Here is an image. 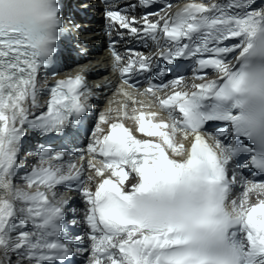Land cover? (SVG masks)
Segmentation results:
<instances>
[{
  "label": "snow or ice",
  "instance_id": "1",
  "mask_svg": "<svg viewBox=\"0 0 264 264\" xmlns=\"http://www.w3.org/2000/svg\"><path fill=\"white\" fill-rule=\"evenodd\" d=\"M253 3L189 0L171 15L146 13L139 24L106 9L110 37L115 29L120 41L148 38L159 47L155 57L130 49L124 57L110 41L124 84L150 76L143 94L159 111L124 91L125 102L99 115L74 160L63 148L42 146L25 171L24 139L71 136L95 93L88 68L64 78L51 68L63 34L60 0H0V264L13 256L57 264L83 244L64 235L71 201L57 188L70 185L86 206L89 264H264V179L242 175H264V7ZM179 59L195 63L201 82L152 83ZM208 70L216 77L206 78ZM169 88L163 97L154 91ZM212 122L226 127L207 132ZM85 168L94 190L85 186Z\"/></svg>",
  "mask_w": 264,
  "mask_h": 264
},
{
  "label": "bare ground",
  "instance_id": "2",
  "mask_svg": "<svg viewBox=\"0 0 264 264\" xmlns=\"http://www.w3.org/2000/svg\"><path fill=\"white\" fill-rule=\"evenodd\" d=\"M72 4H74L77 8V11H74V12L75 13L79 12L78 14H76L77 15V21H75V23L66 22L64 24L69 29H72L73 24H75L78 27V30L74 29L72 31L73 32L72 34H74V36H75L74 39L76 42L66 43V46H73V48L66 47V49H67V52H69L71 49H74L77 52H79V49L82 48L87 55H86V58L82 59V61L78 64V66H76L75 68H73L70 71L79 72L81 69H83L85 67L89 69L87 74L88 73H90V74H88V75L86 74L87 83L93 89V92L95 93V95L90 100V103L92 104V109L86 115V117L88 119H90L91 116L95 112H97V110L100 109L101 111L97 113L98 118H99V115L101 113H107V109H109L110 107L113 109L119 108L120 104L125 102L126 97L124 95L120 94L118 89L112 88V86L114 85V77H113L112 73H108V71L106 69V71L103 73L104 75H100L101 71H100V69H97L100 67L101 64L106 65V63H107L106 62L107 56L104 53V51H102V48L96 47V46H99L98 44L104 43L103 36L100 32L101 24H100V18H99L100 14H98V11H97V8L99 7L97 0H77V1L69 0V5H72ZM254 8L260 9V8H262V6H255ZM80 13H83L84 17H81L79 15ZM89 13H91V14L93 13V15L84 21L85 17L89 16ZM95 69H97V70H95ZM70 71H68V72H70ZM105 76H109L110 78H112L111 85H104L103 84ZM43 78H44V75H42V79ZM49 80L50 79H48V81ZM96 85H101V87L97 88ZM132 95L138 101H144L145 103H152V105H153L152 108H156L157 110H159L156 107L155 103L153 102L152 98H147V97L140 98L138 96H135L134 94H132ZM131 107H132V105L129 102V109H131ZM137 107H138V105H137ZM110 115L115 116V115H117V113L112 112V113H110ZM125 123L130 124L134 127V125L132 124L131 121H125ZM137 135H139V134H137ZM31 140H32L31 137L27 136L26 139H24V141H23L24 146L29 148L31 146ZM90 140H91V134L80 135L77 130L73 129V134L71 136L63 137L61 140L54 141V142L49 143L47 145H45L43 143L38 144L37 145L38 150L36 152H33V153H25V152L22 153L21 152L20 163L23 166L25 171L30 170L32 165L38 163L37 153L42 146H48V147H53V148H63L65 151L68 152L69 159L74 160L75 155L80 150L87 148V144L90 142ZM59 144L61 146H59ZM85 155H86V153H85ZM76 162L78 164L81 163L79 161H76ZM65 163H67V161H65ZM85 171H88L87 176L93 175L91 170L85 168ZM23 174H24V172H20V176H22ZM242 175H244V174L242 173ZM84 176H85V172H84ZM86 180H87V177H86ZM16 183L18 185H22V181L19 179L16 180ZM85 186L94 188V182L89 183L87 181V183H85ZM69 188H72L73 190L69 191L68 188H65L63 186H59L57 188V191L60 195L67 196L71 201L70 205L67 207V210H68V208H70V211H72V208L75 209V212L73 213V217L77 218V221H76V224H74V225H71V226L66 225L65 233L68 236L71 234H74V232H75L72 229V227L73 228H76V227L81 228L82 227L80 224L81 222L79 221L78 208H80L79 210H82L83 205H84L83 204L84 200H83L82 196L80 195L79 192L74 190L75 186L70 185ZM239 191H240V189L237 188L236 189L237 195L239 194ZM80 237H82V236H80ZM72 238H75V237H72ZM86 246L87 245H86V239L85 238H84L83 244L74 246L73 255H72V258H73L72 263L73 264H80V260L85 255V253L84 252L81 253V251ZM0 256H2V251H0ZM18 257L17 256L12 257V264H18V261H21ZM24 264H28V263L25 262Z\"/></svg>",
  "mask_w": 264,
  "mask_h": 264
}]
</instances>
